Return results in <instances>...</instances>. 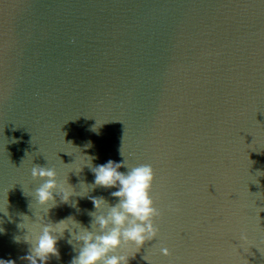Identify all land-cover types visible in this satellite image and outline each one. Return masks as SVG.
Returning <instances> with one entry per match:
<instances>
[{"label": "water", "instance_id": "water-1", "mask_svg": "<svg viewBox=\"0 0 264 264\" xmlns=\"http://www.w3.org/2000/svg\"><path fill=\"white\" fill-rule=\"evenodd\" d=\"M89 155L155 170L158 236L129 264H264V0H0V259L29 264L33 164L79 192ZM115 190L41 215L91 230L88 197ZM68 238L47 264H71Z\"/></svg>", "mask_w": 264, "mask_h": 264}, {"label": "clouds", "instance_id": "clouds-1", "mask_svg": "<svg viewBox=\"0 0 264 264\" xmlns=\"http://www.w3.org/2000/svg\"><path fill=\"white\" fill-rule=\"evenodd\" d=\"M91 130L99 134L95 126ZM85 147H91V142ZM83 158L94 173V182L88 186L82 184L79 192L74 190L67 179L60 180L54 167L33 164L31 176L33 180L41 181L34 191V201L40 210L35 213V221L21 214L23 223L17 225L18 228L27 229L24 240L31 246L28 254L21 259L27 260L29 264H47L51 256L59 258L57 243L64 236L65 230L69 233L67 242L73 246L74 251L78 248L71 264H129V257L134 256L146 242L157 238L159 229L156 219L162 213L151 196L155 179L152 165L143 163L129 167L124 158L119 162L109 159L93 166L92 161L97 157L89 155ZM122 167H126L127 171H120ZM80 168L75 169L79 172ZM97 186L115 188L110 194L117 200L110 205L103 196L88 197L95 209L89 212L92 217L91 230L83 227L72 215L55 223L44 221L41 210L46 215L49 209L57 205V196L61 203H70L79 211L78 201L71 200V197H85L91 188ZM29 206L33 207V204ZM261 211H264V207H259L258 216ZM0 213L9 216L8 200L0 205ZM3 216H0V234L5 232ZM13 240L19 243L21 237L16 235ZM244 245L255 247L261 252L259 247L251 244L247 232L242 231L235 248L241 249ZM159 251L164 256L171 255L168 247H161ZM144 259L151 264L147 256ZM0 264H15V261L0 259Z\"/></svg>", "mask_w": 264, "mask_h": 264}]
</instances>
